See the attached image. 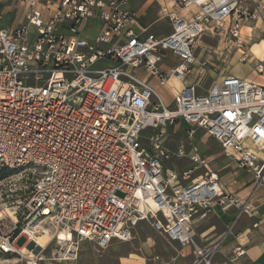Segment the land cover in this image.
I'll return each instance as SVG.
<instances>
[{
  "label": "built area",
  "instance_id": "obj_1",
  "mask_svg": "<svg viewBox=\"0 0 264 264\" xmlns=\"http://www.w3.org/2000/svg\"><path fill=\"white\" fill-rule=\"evenodd\" d=\"M126 4L15 0L12 20L0 11V177L19 172L31 182L12 233L0 236L1 255L25 259L21 247L31 245L26 264H40L53 242V261L74 263L84 243L99 249L127 243L149 221L180 246L179 257L214 264L220 243L201 245L197 225L214 209H236V219L253 211L248 200L221 189L217 173L191 155L195 149L187 156L204 167L201 177L191 178L192 169L180 176L167 169L165 162L185 152L183 145L175 152L166 147L165 132L184 124L191 141L202 131L255 188H264V85L226 74L196 94L212 60L236 54L238 63H248L252 37L244 29L260 24L264 38V0H171V12L160 7L171 27L162 38L136 32ZM94 21L99 32L87 39ZM168 53L179 61L164 71ZM258 60L252 73L261 75L264 61ZM193 68L194 82L165 105L150 79L157 87L170 79L184 84ZM42 236L44 245L36 241ZM20 237L25 243L17 247ZM244 255L238 243L219 264Z\"/></svg>",
  "mask_w": 264,
  "mask_h": 264
},
{
  "label": "rangeland",
  "instance_id": "obj_2",
  "mask_svg": "<svg viewBox=\"0 0 264 264\" xmlns=\"http://www.w3.org/2000/svg\"><path fill=\"white\" fill-rule=\"evenodd\" d=\"M14 2V0H11ZM180 17V15H178ZM10 18L13 15L9 16ZM4 24H9L7 20ZM262 25L250 24L248 27L257 28L260 31V39L262 37L263 29ZM96 30V26L92 25L88 27L87 34H92ZM248 32H246V35ZM203 43L210 46V48L216 47V41L211 39L209 36H203ZM253 41V38H252ZM250 42V41H249ZM209 48V47H208ZM250 49V46H249ZM171 55V54H169ZM234 54L223 56L219 61L212 60V65L209 67L208 72L204 73L200 88L196 91V94H203L209 84L219 78L221 72L223 75H239L245 76L249 79H254L257 83L264 85V73L261 75L252 74V70L249 66V61L246 66L235 64L236 57ZM176 58V57H175ZM234 58V60H233ZM260 59V58H258ZM177 60V58H176ZM257 59L252 60V65L255 64ZM106 67H110L109 63L104 64ZM253 67V66H252ZM197 69H192V75L197 73ZM157 92L164 98L168 106H171V90L169 87L157 88ZM164 102V103H165ZM171 102V103H170ZM167 129L165 132L166 143L171 151H176L179 146L183 145L184 154L182 158L173 157L170 161L165 162V167L176 172L180 176L184 171L192 169L191 178L202 174L204 167L198 164H194L188 158L187 155L191 153L192 149H195L191 155H196L199 160H204L207 169L215 168L212 164L221 162L223 158L217 150V146L213 143V140H209L200 137L197 133L194 139L188 141L183 130ZM203 139V141H201ZM204 141L206 145L204 146ZM186 181L180 180V185L184 186ZM31 182L24 173L14 172L0 178V236L12 233L14 228V219H17L18 207L27 198L30 190ZM257 188H253L255 191ZM261 192L259 195L262 196L260 199H264V188L258 187ZM264 201V200H262ZM260 209H264V203L260 206ZM18 220V219H17ZM19 226V225H18ZM17 226V227H18ZM25 243L24 238H19L16 242L17 247L23 246ZM27 249H32L31 245L27 246ZM151 251V254H149ZM180 246L178 244H169L164 237L155 231L151 227V223L142 222L139 223L132 232V240L127 243L112 242L105 249H99L94 243H84L74 263H61V264H120L123 258L129 257L130 255H136L143 259L145 264H190L191 257L188 259H182L178 256ZM54 243L50 242L45 252L43 253V261L40 264H59L53 261ZM153 257H158V260H154ZM26 259V258H25ZM21 259L16 255H1L0 264H26V260Z\"/></svg>",
  "mask_w": 264,
  "mask_h": 264
},
{
  "label": "crops",
  "instance_id": "obj_3",
  "mask_svg": "<svg viewBox=\"0 0 264 264\" xmlns=\"http://www.w3.org/2000/svg\"><path fill=\"white\" fill-rule=\"evenodd\" d=\"M14 2H12L11 0H1L0 3V11L7 14L9 20H12L14 17ZM163 6L167 8V11L171 12V0H159L158 3L150 0H127V4L123 7V10L134 16V30L136 32L139 33L145 31L147 33L155 35L158 38H162L167 36L171 31L170 22L166 16V13L160 10V7ZM176 14L180 15V17H184L185 19L190 18L188 11H180ZM11 15H13L12 18L9 17ZM17 15H19V12L17 13ZM9 25L10 24H3V26L6 28ZM92 25L96 26V30L93 31L92 34H87L88 32L86 31L88 27ZM88 27L85 30L84 36L87 39H92L99 32L100 24L99 22L94 21ZM244 35L246 36V28L244 29ZM169 54L170 53L166 55L163 63L161 64V69L164 71H167L170 67L174 66L179 61V59L175 55ZM175 57L177 58V60ZM233 57H236V61L233 58L235 64H240L237 62V55L235 54L233 55ZM251 62L253 61H249V66L252 70L253 65L251 64ZM240 65L246 66V63ZM220 75H223V73L221 72ZM233 76L242 79H249L246 77V75L239 76L234 74ZM194 77L195 75L191 74L189 77H187L184 84L179 83L178 86H176L172 82L173 79H170L168 81L167 85L164 87H169L171 90V102L175 91L181 89L184 86L191 85L194 82ZM249 80L255 81L254 79ZM150 84L156 89L160 88L157 87L155 81L152 79H150ZM162 99L164 101L163 97ZM167 104L169 105V103L165 102V105ZM172 129L175 131L183 130L185 132L188 127L184 124H180ZM197 133L200 134V137L209 139L208 136H206L202 131H196V134ZM201 141H203V139ZM213 143L218 147L215 142ZM203 144L204 146L206 145L205 141ZM165 145L166 147H168L166 142ZM217 150L221 155L219 147L217 148ZM221 159V162L218 163V167L215 163L212 164L215 168L208 170L217 173L219 186L225 193L237 195L242 199V201L248 200V202L252 206L253 211L249 215H241L236 219V209H230L227 211L214 209L213 213L206 221L201 222L197 225V241L201 245H206L214 242L220 243L219 251L213 260L214 264L225 262L226 258L230 257L231 251L238 243L244 245L245 255L242 258L235 260L233 263L228 264H264V209H260V206L264 203V201H262L264 199H260V197H262L259 195V192H261V190H259L257 187V189L253 191L255 184L252 182L251 176L245 171L237 169L235 165L228 160L224 158ZM204 172L205 170L202 172V174ZM202 174L197 175L193 178L195 179L197 177H201ZM184 253L187 254L188 250H184ZM149 254H151V251ZM188 258L189 257H185L182 259ZM120 264L145 263L142 258L138 257L132 260L122 259Z\"/></svg>",
  "mask_w": 264,
  "mask_h": 264
},
{
  "label": "bare ground",
  "instance_id": "obj_4",
  "mask_svg": "<svg viewBox=\"0 0 264 264\" xmlns=\"http://www.w3.org/2000/svg\"><path fill=\"white\" fill-rule=\"evenodd\" d=\"M246 32H248V34H247L248 36L253 38V41L250 44V50H251L253 56L249 60L252 61V60L257 59L255 64L253 65V67H254L259 61L258 58H260L262 61H264V40L260 39V31L257 28L246 27ZM172 82L176 86L179 85V83L177 81H175L174 79L172 80ZM46 239H47L46 236H42V237L36 239V241L40 245H44V243L46 242ZM57 249H58V245L55 246L54 250H57ZM20 253H21L20 255L23 256L24 258L32 256L30 251H28V249L25 247H21ZM136 257H137L136 255H130L129 257L123 258V260H132V259H135Z\"/></svg>",
  "mask_w": 264,
  "mask_h": 264
},
{
  "label": "trees",
  "instance_id": "obj_5",
  "mask_svg": "<svg viewBox=\"0 0 264 264\" xmlns=\"http://www.w3.org/2000/svg\"><path fill=\"white\" fill-rule=\"evenodd\" d=\"M1 178V177H0Z\"/></svg>",
  "mask_w": 264,
  "mask_h": 264
}]
</instances>
